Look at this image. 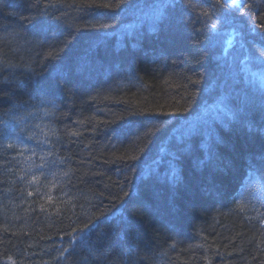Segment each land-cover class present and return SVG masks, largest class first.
Segmentation results:
<instances>
[{
  "label": "trees",
  "instance_id": "trees-1",
  "mask_svg": "<svg viewBox=\"0 0 264 264\" xmlns=\"http://www.w3.org/2000/svg\"><path fill=\"white\" fill-rule=\"evenodd\" d=\"M227 3L0 0V264H264V0Z\"/></svg>",
  "mask_w": 264,
  "mask_h": 264
},
{
  "label": "snow or ice",
  "instance_id": "snow-or-ice-1",
  "mask_svg": "<svg viewBox=\"0 0 264 264\" xmlns=\"http://www.w3.org/2000/svg\"><path fill=\"white\" fill-rule=\"evenodd\" d=\"M216 2H217V5H219L220 7H231L232 6V5L227 3V0H216ZM169 4L174 5L175 0H169ZM233 4H235V0H233ZM189 6H191V5H189ZM241 6L243 7L244 5H241ZM105 7H108V5H105ZM165 7H167V5ZM253 19H255V16H253ZM213 27H215V26H213ZM8 147H12V145H8ZM84 227L86 228L87 225H85Z\"/></svg>",
  "mask_w": 264,
  "mask_h": 264
},
{
  "label": "rangeland",
  "instance_id": "rangeland-1",
  "mask_svg": "<svg viewBox=\"0 0 264 264\" xmlns=\"http://www.w3.org/2000/svg\"><path fill=\"white\" fill-rule=\"evenodd\" d=\"M233 2V0H227ZM242 0H235V4L241 3Z\"/></svg>",
  "mask_w": 264,
  "mask_h": 264
}]
</instances>
